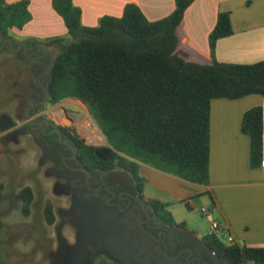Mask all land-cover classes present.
Here are the masks:
<instances>
[{
  "label": "trees",
  "instance_id": "16d2710c",
  "mask_svg": "<svg viewBox=\"0 0 264 264\" xmlns=\"http://www.w3.org/2000/svg\"><path fill=\"white\" fill-rule=\"evenodd\" d=\"M194 0H174L173 12L150 22L133 4L121 17L103 16L96 27L81 22L72 0H51L62 18L64 37L44 42L20 37L30 19L28 0H0V32L13 45L27 41L58 49L45 76L50 105L65 99L80 101L106 145H89L75 131L71 140L88 169L121 170L132 179L140 199L171 225L167 203L146 196L139 163L205 185L209 178L210 103L215 98H264V61L242 65L212 60L196 64L176 54V30ZM232 34L228 13H220L208 37L211 55L217 40ZM241 130L250 140L251 167L263 162V112L254 107L243 114ZM32 202L30 188L21 191ZM24 213H27L24 209ZM26 215V214H25ZM43 217L53 224L49 205ZM222 264H264V248L234 244L227 248L217 235L203 237Z\"/></svg>",
  "mask_w": 264,
  "mask_h": 264
},
{
  "label": "crops",
  "instance_id": "0c3cea01",
  "mask_svg": "<svg viewBox=\"0 0 264 264\" xmlns=\"http://www.w3.org/2000/svg\"><path fill=\"white\" fill-rule=\"evenodd\" d=\"M4 1L13 3L19 0ZM28 1L31 19L21 31L15 29L14 33L30 37H51L59 33L66 35L64 22L53 10L51 0ZM72 2L80 9L81 22L86 27H96L103 16L121 17L128 4L138 7L150 22L169 16L175 8L174 0ZM220 13L229 14L232 34L217 40L211 55L208 37ZM176 35V54L189 62L209 64L215 60L242 65L262 62L264 0H194L184 12ZM62 103L77 113L76 107L84 106L75 99H65ZM11 107L12 104L3 106L7 110H11ZM254 107H261L263 112L264 162V98L253 94L233 100L215 98L211 101L209 178L205 185L190 183L145 163H139L138 171L146 180V196L167 203V211L173 221L176 215L186 219L189 210L201 213L200 210L204 208L213 216L211 221L220 222L228 228L236 244L264 248V165L251 167L250 140L241 130L243 114ZM6 126L0 128V133L8 131L3 130ZM1 136L3 134L0 135V193L9 195L10 207L18 209V203L25 204L21 191L27 186L24 184L26 174L22 170V161L8 155L11 150L8 143L6 149L2 150L4 144ZM175 223L184 224L185 231L197 238L206 236H201L195 230L187 231L188 225L184 221ZM0 225L5 226L1 222ZM12 241L15 239L10 237L1 240L6 244Z\"/></svg>",
  "mask_w": 264,
  "mask_h": 264
},
{
  "label": "flooded vegetation",
  "instance_id": "af4514ba",
  "mask_svg": "<svg viewBox=\"0 0 264 264\" xmlns=\"http://www.w3.org/2000/svg\"><path fill=\"white\" fill-rule=\"evenodd\" d=\"M8 52L22 73L12 77V96L2 93L0 97V128L12 123V127L3 134V143L20 141L24 136L40 153L39 168L49 163L47 172L49 178L67 180L69 186L86 201L89 208L93 203L112 208V213L131 231L143 235L145 246L151 251L149 264H222L218 256L208 246L204 238H197L176 225L169 224L157 212L140 199L133 181L121 174V170L106 172L99 169H88L79 157L75 144L71 140L76 132L75 122L77 112L71 111L62 101L50 105L46 88L45 76L49 73L53 55L50 47L18 41L13 42L0 32V54ZM20 79H24L23 83ZM24 87L25 106L20 108V98L14 92L16 88ZM27 90V91H26ZM12 104L11 110L3 106ZM23 119L22 123H18ZM77 133V132H76ZM78 134V133H77ZM80 136V135H79ZM11 138V139H10ZM58 168V171L54 170ZM124 172V171H123ZM35 173L32 181L39 185ZM118 176L129 180V184L119 181ZM27 181V178H26ZM32 191V186H26ZM55 186L53 187V189ZM33 194V193H32ZM21 198L27 204L26 198ZM186 233V234H185ZM56 242L71 243L60 238ZM150 258V257H149ZM72 264H136L115 253H90Z\"/></svg>",
  "mask_w": 264,
  "mask_h": 264
},
{
  "label": "rangeland",
  "instance_id": "374dc122",
  "mask_svg": "<svg viewBox=\"0 0 264 264\" xmlns=\"http://www.w3.org/2000/svg\"><path fill=\"white\" fill-rule=\"evenodd\" d=\"M19 36L32 38L38 42L65 38L60 33L51 37ZM50 51L54 56L58 49L50 47ZM7 55H9L7 51L0 54V97L4 92L12 96V84L16 81L12 77L15 73H22L15 59ZM23 80L20 79V82L23 83ZM14 92L20 98V108L23 109L24 87H18ZM76 108L78 113L75 128L78 135L89 145H106L104 135L87 109L84 106ZM22 122L23 119L18 121V123ZM11 140L13 142L8 143L11 147L8 155L12 159L17 157L19 161H22V170L27 178L24 184L32 186L33 199L29 205L18 203V209H14L9 204L10 196L0 193V222L5 225H0V264H72L73 261L89 256L90 253H115L136 264H149L152 253L146 248L140 232L129 230L120 218L112 213V208L106 205L92 203L89 208H86L84 206L86 201H83L81 195L69 186L67 180L49 178L46 173L49 170V163L43 165L44 161H42V169L39 168L40 153L31 143L25 142L23 135L20 136V141ZM3 144L2 150L6 149L7 143ZM55 171H58V168ZM38 172L41 173L38 175L39 185L36 187L32 180ZM120 173L130 179L126 172ZM117 178L120 182L129 184L126 178L121 176ZM45 205L53 209L55 216L53 224H48L44 220ZM23 209H26L27 213H23ZM4 210L6 212L1 215ZM176 217L174 220L177 223L183 221L187 223V231L195 230L203 236L209 232L213 216L208 211L202 214L196 210H189L186 219L179 215ZM9 237L14 238L15 241L10 244L1 242L2 239L7 240ZM60 238L71 244L67 246V244L56 242L57 239L61 241ZM220 240L223 241V238L220 237Z\"/></svg>",
  "mask_w": 264,
  "mask_h": 264
},
{
  "label": "built area",
  "instance_id": "2783aa9c",
  "mask_svg": "<svg viewBox=\"0 0 264 264\" xmlns=\"http://www.w3.org/2000/svg\"><path fill=\"white\" fill-rule=\"evenodd\" d=\"M264 165V162H262ZM201 213H205L206 209L202 208ZM207 235H217L218 237L223 238L225 247L229 248L235 244L233 236L230 234L228 228L220 222L211 221L209 225V232Z\"/></svg>",
  "mask_w": 264,
  "mask_h": 264
},
{
  "label": "water",
  "instance_id": "95a60500",
  "mask_svg": "<svg viewBox=\"0 0 264 264\" xmlns=\"http://www.w3.org/2000/svg\"><path fill=\"white\" fill-rule=\"evenodd\" d=\"M11 127H12V123H11V124H8V125L6 126V128H3V130L10 129Z\"/></svg>",
  "mask_w": 264,
  "mask_h": 264
}]
</instances>
